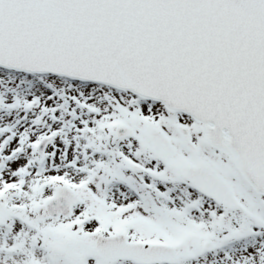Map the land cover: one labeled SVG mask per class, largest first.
Wrapping results in <instances>:
<instances>
[{
	"label": "snow or ice",
	"instance_id": "snow-or-ice-1",
	"mask_svg": "<svg viewBox=\"0 0 264 264\" xmlns=\"http://www.w3.org/2000/svg\"><path fill=\"white\" fill-rule=\"evenodd\" d=\"M0 264H264V0H0Z\"/></svg>",
	"mask_w": 264,
	"mask_h": 264
}]
</instances>
